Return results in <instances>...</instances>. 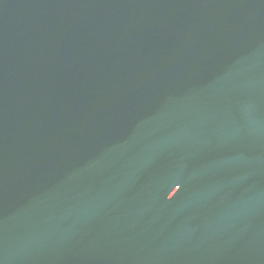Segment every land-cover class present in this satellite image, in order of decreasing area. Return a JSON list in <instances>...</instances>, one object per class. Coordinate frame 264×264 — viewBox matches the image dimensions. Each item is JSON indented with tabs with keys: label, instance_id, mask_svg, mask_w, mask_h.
Instances as JSON below:
<instances>
[{
	"label": "water",
	"instance_id": "obj_1",
	"mask_svg": "<svg viewBox=\"0 0 264 264\" xmlns=\"http://www.w3.org/2000/svg\"><path fill=\"white\" fill-rule=\"evenodd\" d=\"M0 264H264V0H0Z\"/></svg>",
	"mask_w": 264,
	"mask_h": 264
}]
</instances>
